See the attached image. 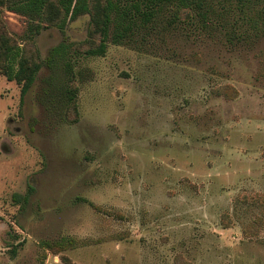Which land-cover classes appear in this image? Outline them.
Segmentation results:
<instances>
[{
	"label": "rangeland",
	"instance_id": "obj_1",
	"mask_svg": "<svg viewBox=\"0 0 264 264\" xmlns=\"http://www.w3.org/2000/svg\"><path fill=\"white\" fill-rule=\"evenodd\" d=\"M171 13L89 57L90 15L36 33L0 6L42 63L23 105L0 77V264H264V39L235 9L238 38Z\"/></svg>",
	"mask_w": 264,
	"mask_h": 264
},
{
	"label": "trees",
	"instance_id": "obj_2",
	"mask_svg": "<svg viewBox=\"0 0 264 264\" xmlns=\"http://www.w3.org/2000/svg\"><path fill=\"white\" fill-rule=\"evenodd\" d=\"M0 6L36 20L37 25L31 28V32L36 33L48 27L62 29L67 20L75 21L80 16L90 15L91 42L86 49L79 46L76 52L89 57L104 56L108 42L130 44L137 36L144 41L156 31L158 20L165 11L172 12L170 25L185 24L208 35L212 32L233 33V38H238L236 30L229 32L227 29L226 17L235 9L252 25L255 35L264 39V0H0ZM61 50L62 47L53 49L50 62ZM41 68L42 63L36 62L0 28V77L21 85V105ZM214 93L229 97L236 91L226 86ZM64 94L68 116L78 115L75 90L67 92L65 89ZM75 243L68 241V245Z\"/></svg>",
	"mask_w": 264,
	"mask_h": 264
}]
</instances>
